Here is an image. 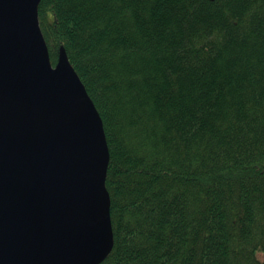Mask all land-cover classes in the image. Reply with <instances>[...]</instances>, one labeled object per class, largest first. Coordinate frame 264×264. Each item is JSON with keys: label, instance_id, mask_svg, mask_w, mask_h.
Returning a JSON list of instances; mask_svg holds the SVG:
<instances>
[{"label": "trees", "instance_id": "obj_1", "mask_svg": "<svg viewBox=\"0 0 264 264\" xmlns=\"http://www.w3.org/2000/svg\"><path fill=\"white\" fill-rule=\"evenodd\" d=\"M109 148L100 264H264V0H40Z\"/></svg>", "mask_w": 264, "mask_h": 264}, {"label": "water", "instance_id": "obj_2", "mask_svg": "<svg viewBox=\"0 0 264 264\" xmlns=\"http://www.w3.org/2000/svg\"><path fill=\"white\" fill-rule=\"evenodd\" d=\"M40 0H0V264H100L113 247L101 116Z\"/></svg>", "mask_w": 264, "mask_h": 264}, {"label": "rangeland", "instance_id": "obj_3", "mask_svg": "<svg viewBox=\"0 0 264 264\" xmlns=\"http://www.w3.org/2000/svg\"><path fill=\"white\" fill-rule=\"evenodd\" d=\"M258 256L260 259H262L264 257L263 253L260 251V252H257Z\"/></svg>", "mask_w": 264, "mask_h": 264}]
</instances>
